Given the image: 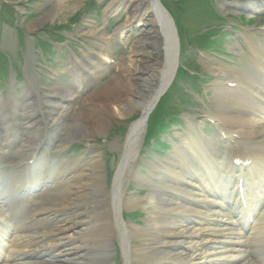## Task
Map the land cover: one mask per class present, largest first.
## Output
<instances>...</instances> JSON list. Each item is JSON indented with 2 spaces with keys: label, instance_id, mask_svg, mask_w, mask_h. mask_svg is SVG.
I'll return each mask as SVG.
<instances>
[{
  "label": "bare ground",
  "instance_id": "1",
  "mask_svg": "<svg viewBox=\"0 0 264 264\" xmlns=\"http://www.w3.org/2000/svg\"><path fill=\"white\" fill-rule=\"evenodd\" d=\"M251 1L253 0H221V4L225 8L231 4L242 5L241 3L243 2ZM64 2L65 0L58 1V4L61 5ZM260 2L259 6L261 8L264 6V0ZM152 3L151 0H128L126 4L121 1L114 4L117 10L120 9V6H123L129 11L124 30L130 28L135 21H139L143 29L141 30V37L136 42L139 46H150L153 51L140 53V49L137 51L133 50L135 58L130 60L129 63L125 62L124 67L121 64L113 78L107 82L106 88L94 93L85 102L92 101L101 105L100 109L103 112L108 110L111 114L124 115L125 118V115H129L127 114L129 113L128 107H138L140 102L143 103V106H141L142 110L145 111L156 93L165 85V81L172 76L175 51L173 23L162 6L156 5L153 8ZM245 9L252 10L254 8L245 6ZM50 11L43 15V21L50 19L53 15V12L51 14ZM113 11H116V9ZM137 12H139L138 17H136ZM120 33L121 30L114 33L115 41ZM95 34L96 31L91 33L92 36ZM243 37L246 44H248V49L254 51L253 55L255 56L252 58V61H254L252 63L254 72H245L247 74L243 76L246 82L230 88L225 85V82L241 77L237 68L232 66L230 69L228 66L221 64L213 68L216 76H219L221 84L217 82L216 85H219L214 88L210 104H216L217 114L211 116L217 122L220 131L233 141H241V135H244L245 138L260 137L264 132V106L260 104V110L247 113V110L252 108L248 94L256 87V80L259 78L257 70L260 69L261 73H264V44L255 38L252 33H243ZM256 56L259 57L257 60ZM258 62L260 64H257ZM124 85L126 86L125 92H123ZM258 86L260 87V92L264 95V84ZM60 90L69 92L67 89ZM225 96L228 97L225 99ZM122 97H124V106L117 107V113L112 112L111 105L113 102L110 98L123 100ZM49 103L53 105L54 101H49ZM51 108L53 106L49 105L43 110V115L47 117L48 124H50L49 120H53L56 117L54 110ZM243 111H245V114ZM66 114L73 121L70 125H66L65 129L68 128L64 129V133L62 132L61 135L57 133L53 136V141L57 142V147L54 150L58 152H62L69 142L77 138L88 139L94 137V135H102L106 129L104 120L96 114L95 110L89 109L85 114L84 112H75L74 109H70L66 111ZM32 115L30 114L28 117ZM194 126L195 124L193 123L192 128ZM133 131L134 129L130 130L127 137L128 142L124 147L123 162L117 172L114 187L110 191L112 195L107 196L105 200L94 202L92 201L103 195L100 182L102 180V172L98 161H87L85 164L71 167H67L66 163H55L49 167L44 163L46 160L44 155L39 153L40 156L37 157L39 149H45L42 143L37 147L34 145L23 146V148L27 149L33 146L30 151V157L23 159L12 158L8 161L11 168L8 172V177L0 175V194L7 190L6 186L11 189L14 187L18 188L15 185L17 181H14L16 178L14 172L19 174L24 168L27 170L28 167H30V171H27L24 176L26 180L21 187L28 183L32 173L35 179L29 181V183L43 182V184H46L48 179L45 173V166L52 168L53 177H51V180L65 173L73 174L71 178L73 180L66 183L68 179L59 185L60 187L58 186L45 194L42 193L35 201L32 211H30L31 215L38 214L39 218L27 223L26 227L17 226V228L29 234H35L36 237L44 234V243L38 246H59V249H61L59 252L60 258L64 259L67 262L66 264L86 262L106 264L101 255L104 256L105 252H107L106 249L110 246V238L114 235L118 236L120 240H124V264H209L210 261L217 257L221 258V256L225 257L228 255V245L226 246L223 242L231 239L232 231H234L236 236L232 237V241H235V243L231 245L243 248L238 250L237 254L244 249L249 252V255L251 251L264 254V249L262 248L264 245V240L262 239L264 232L263 215L260 214V219L259 217L254 219L253 231L248 235L242 236L243 229L240 225L245 215V218L250 216L260 206L261 212L264 214L262 211L264 208V178L262 179V184H260V181L254 175H246L241 170L238 175L239 178L241 177V184L238 180L234 183L231 178H236L237 174L233 176L231 165L223 164L220 160L225 161V159L215 155L214 150L209 147V142L214 140L215 136L207 138L208 135L206 134L199 136L196 133L191 134V137L197 143H200L199 147H202L200 152L196 150L193 144H190V140L186 142L183 148L176 149L174 154L167 155L164 160L151 161L155 168H161L166 172L167 179L166 177L161 179L156 171H147L144 175L139 174L136 170L130 168L131 160L137 156L139 139L138 134L134 137ZM49 148V146H46V149ZM208 156L212 157V161L216 162L217 166L212 162L210 163L213 167L208 166ZM30 158L35 159L36 166L39 165L32 172L31 168L34 165L24 163L26 159ZM230 159L235 160L238 158L232 154ZM83 166L84 168L82 169ZM227 171L230 173H227ZM127 173L137 179L140 185L148 187L146 196L126 199L118 197L117 193L121 194L123 180ZM227 183H231V185L232 183L233 185L237 184V186L238 184L239 186L242 185V189L232 186V190H229L227 189ZM258 187H261V189ZM116 200L123 204L124 207L133 208L135 204L145 206L148 213L146 226L143 228L134 224L128 226L125 222L121 223L119 220L113 219L111 213L113 205L110 201L115 203ZM236 200L242 204L241 208H236ZM2 201L3 198H0V212L5 215V205ZM95 202L99 206L98 210L103 209L108 212L107 222H109V226L107 228L110 236L104 244L99 241L101 240L99 238L103 237V233H96L98 230L93 231L88 219L79 218V215L85 212V210L81 211L80 206L87 203L93 205ZM73 207L76 210L80 209V211L69 214L68 210ZM62 208H65V211L60 212L59 210V221L55 219L56 223H51V213ZM119 224L123 225V229L121 228L123 231L120 230ZM87 233L89 235L84 238ZM249 235L252 237L246 239V241H250L246 244L244 243L246 242L245 238L249 237ZM29 236L32 237L33 235ZM95 238L98 239L94 240ZM131 238H137L138 241L131 242ZM90 239L93 243L96 241L100 243V246L102 245L100 248L101 253L95 258L87 254L90 249L95 248L94 246L88 247L86 245ZM7 242V248L4 252L5 257L7 253L17 249L21 250L20 248L25 246V241L18 242L16 238L7 240ZM85 246L88 248L83 251ZM25 256L26 253L20 252L15 258L18 260L19 258H25ZM9 258L11 256H7L6 261L4 260L2 264H13L9 263ZM96 258H98L97 262ZM29 263L43 264L40 261ZM16 264L24 263L18 262ZM236 264H264V261L248 257L238 261Z\"/></svg>",
  "mask_w": 264,
  "mask_h": 264
},
{
  "label": "rangeland",
  "instance_id": "2",
  "mask_svg": "<svg viewBox=\"0 0 264 264\" xmlns=\"http://www.w3.org/2000/svg\"><path fill=\"white\" fill-rule=\"evenodd\" d=\"M9 1L10 3L15 4L14 5V9H16L15 14H14L15 19H16L15 24L17 27H19L21 30L24 31L25 35L26 34L30 35L31 32H34L37 29H40L46 25L55 26L56 24H59V23L60 24H63L66 22L70 23V20L72 19V17H74V14L77 13L75 14L76 16L79 14L80 22L79 21L77 23L73 22L74 25H71V27L69 26V28H67V30L71 28V31H67V32L63 31L62 33H65L66 35L69 34L72 37L71 40L75 42L76 44L75 48L78 49V52L84 51L83 54H86L88 50L90 51L92 50L94 52L96 51L98 54H100L99 51L95 49V45L97 46V44L101 43V40L97 36H95L96 38L95 39L88 35H79V31H81L83 24L90 22L91 27L96 28L95 31L98 34H102V32H104L106 34L105 37L109 38L113 36L117 28L121 27L123 23L124 24L126 23L129 17V14L126 11V8L124 9V12L122 13V15H117L116 14L117 11L113 13L106 12L108 6L112 3L111 2L112 0H94L98 3V5H101V8H102V10L98 13L95 12L94 7L88 8V6L85 5V3L88 4L90 0H65V2L61 5L58 4V1H62V0H30L31 2L30 4L28 3L29 0H9ZM163 2L164 4H166V7L169 8L174 21L177 18V16L180 15V19L181 21H183V22H180V24L189 29V33L185 36V38L191 40L193 43L195 42L198 44L203 43V41L206 39L204 38L202 40H197V39H199L205 31H212L211 36L217 37L220 32H224V30L227 28V25H233L235 23L237 24L236 16H235L236 14L231 13L230 11L231 8L229 6H226L225 8L222 7L221 0H218V2L216 0V3L214 4L212 3L211 5L215 7V9L218 11V13L221 16L224 17V19H216L212 17L211 13L204 14L205 5L201 1L188 2L189 4L181 5V8L178 10L176 9V11H174V9L172 8V5L173 7H175V5L171 4L170 0H163ZM181 10H184L183 13L180 12ZM48 11H50L51 14L53 12V15L50 17V19H46L43 21L42 17ZM139 12L136 13V17L139 16ZM242 22L243 21L241 20L240 23ZM244 23H245V26H244L245 29L250 28V30L246 31L245 33H252V34L257 35L258 37L261 36V39H263V43H264V37L261 35V32H262L261 30L264 29V18H262L261 22L258 21V16L255 18H249V19L245 18ZM177 24L179 28V23L177 22ZM248 24H251V25L246 26ZM1 27L2 29H1L0 37L2 40L3 48L7 51L0 50V81L2 82V81H5L6 79H9L11 73H13L16 79L19 80L24 77L23 67L21 69L19 65L26 64V66L29 67V65L33 64L32 70H35L34 67L36 65L34 63H35V60L36 61L39 60L40 50L33 51L32 48L28 50L29 45H27L24 49H22L24 47L26 40L23 39L21 36H19L20 31L17 30L18 34H17V41H16V34H15L16 32H15V28L13 27V25H11L10 23H3L1 24ZM218 27H220V29ZM141 29H143V27L141 26L140 22L136 21L134 23V26L124 31V33H122V36L119 38V40L116 41L114 44H112V46L110 47L113 51L112 57L110 58V60L113 61V66H112L113 68H108V70L103 74V78L106 84L109 80L113 78L114 73L120 64L124 65L125 62L129 63L130 60H133L135 58V55L133 54V50L137 51L140 49V53L141 52L147 53V52L153 51V49L150 46H139V44L136 42L141 37ZM238 32H240V30ZM180 34H181V31H180ZM40 39L48 40L49 34H46L45 37L40 36V35H35V36H32L31 38V42L33 46L39 47L42 50L44 56H49L50 51H48L42 45V43L39 41ZM181 40L183 42V39H180V41ZM67 43L68 42L65 41L64 45H67ZM222 43L224 46H231V41L226 39V34L221 38V43L219 45L210 47L209 49H218L221 47ZM26 48L28 51L26 50ZM85 48H87L88 50H86ZM107 48H109V46L104 45V48L101 49L100 51L104 52L105 49ZM187 51H188L187 52L188 56L183 58V65L187 67L188 70H191V71H195L193 68L195 63H200L201 66L198 70L202 73L208 72L209 74H211L213 72L206 65V62L210 63L211 65L216 64L217 66L218 62L221 60L220 58L217 57L216 54H214V53H217L214 50L206 51L204 52L202 56L199 55L198 52L193 47H188ZM233 59L234 58H232V60ZM233 61L234 62L228 63V64L236 65L237 67H242L243 65H245L242 57L240 58L238 56ZM68 62L69 61L62 60L60 64H54V62L47 63L46 64V66L48 67L47 70H52V71L55 70L59 73V75H64L66 74L68 69L71 70L70 65H68ZM43 73H46V69H42L41 76H43ZM124 78H125V75H124ZM63 80L64 82H67L65 78ZM201 80L203 81V78H201ZM202 81L199 84L200 87H201ZM43 82L44 84H49V82L51 83V81L48 79H44ZM55 84L61 85L59 82ZM106 84L104 85V87H102L103 85L100 87H97L96 89L98 90L95 93L100 92L101 90L105 89ZM182 85H183L184 91L187 92L189 95L197 94V96L196 95L193 96L197 102L192 103V102L180 101L177 97V94L175 93L174 98L169 101V105L175 107V112H172V115L177 117L179 120L180 118H185L187 117V115H190L188 113L194 114L196 118H200L199 117L200 115L206 114L205 111H207V109L202 107L203 101L201 97L198 96L200 95L199 91L197 89H192L190 85H188L187 83L184 84L183 82L180 83L181 90H182L181 88ZM125 87L126 86L124 85V91L122 90L123 92H125L126 90ZM12 91L13 93L17 92V90H12ZM5 93H6L5 96H7V91ZM16 94H18V92ZM18 95L22 96L23 94H18ZM122 95L124 96V93ZM27 96H26V102L21 104L22 107L25 103L29 104L30 102L33 103L31 104L32 106H36V107L42 106V104L38 102V100L35 98V95L30 96V97H27ZM122 98L123 100L121 99L113 100L112 98H110L111 101L113 102L111 105L112 112L117 113V107L124 106V102H123L124 97ZM91 102L83 103V102L76 101L75 103L79 104L78 109L73 108V106L77 108L75 103L74 104L73 103L64 104L63 111L60 112V114H58V117L59 116L61 117L62 123L64 125H70L73 119L69 115L66 114V110H70L71 108H73L75 112H84L86 114L87 111H89V109L94 110V108H100L101 105H98L97 103L95 104L96 107L95 106L89 107ZM92 104H94V102ZM141 105H143L142 102H140V105L138 107L137 106L134 108L128 107L129 113L127 114L129 115H125V118H124V115L119 116V114H111L108 110L101 113L99 109H97V111L100 112L98 116L102 118V120H104L105 122L104 125L106 129L104 130V133L102 135H94V137H90L89 140L92 141L90 146H93V147L101 146V143H102L101 139L105 137L106 135L110 134L109 132L112 130V126L124 123V127H127L129 123L131 122L130 120L133 117V115H137L139 112H141ZM14 107L15 108L11 110V113L13 115H16L20 111V108L18 107V103ZM3 108L5 107H1V109ZM166 119L167 121H169V118H166ZM25 121L26 120H23V119L19 120V123H21L22 126L14 125L13 123L12 125L15 126L16 129L14 130L10 128L9 129L11 131L10 133H22L29 125ZM65 127L66 126H61L63 133L68 128L67 127L65 129ZM24 133L25 135L22 137L29 135L28 140L31 143H34V141L37 140V137L35 136V134L33 133L29 134L28 131L27 132L24 131ZM1 136L2 135H1V129H0V138ZM76 140H78V138ZM113 140H115V143H113ZM78 143L83 144L86 148L88 147V145H86L83 141H78ZM22 144L23 143L21 142L19 147L15 146V148H13L15 152L12 151L8 155V157L14 156L15 154H16L15 157H12V158L21 157L23 155L22 154L23 152ZM103 145L106 146L109 151L118 153L117 158L115 160H113V158L110 157V165H111L110 167L111 169H113V167L116 165L118 158L120 156L119 153L121 152V148H122V139H120L119 137H116L109 142H105ZM148 149H150V147H148ZM105 151L106 149L102 150L100 152L101 155L104 154ZM51 153L54 156V152L52 151ZM64 155L65 154H63L62 156ZM73 156H76V154ZM61 157H59V159H57L56 157L54 158H56L57 160H60ZM85 157L91 158L92 155L88 154ZM8 160L9 159L0 157V164L2 168H9ZM49 191L50 190H43L41 191V193L45 194L46 192H49ZM89 204L87 203V205ZM87 205L85 206V209L88 208L90 210V208L93 207L91 205L89 208V206ZM122 209H124V207H122ZM96 214L99 215L101 219L103 217H106V213L103 211L97 210ZM86 218L89 220V216L87 213L84 216V219ZM88 235L89 233H87L85 237L87 238ZM133 239H137V238H133ZM60 250L61 249L57 250V254H59ZM63 260L64 259L59 258V261H62L61 263L60 262L59 263L66 264L67 262Z\"/></svg>",
  "mask_w": 264,
  "mask_h": 264
}]
</instances>
